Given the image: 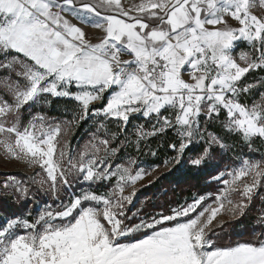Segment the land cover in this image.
<instances>
[{"label": "snow or ice", "instance_id": "6c2138e0", "mask_svg": "<svg viewBox=\"0 0 264 264\" xmlns=\"http://www.w3.org/2000/svg\"><path fill=\"white\" fill-rule=\"evenodd\" d=\"M255 9L264 0H0V155L32 169L4 174L0 199L33 204L0 222V264H264V204L249 238L218 243L220 217L247 215L264 190V151L235 153L211 203L169 207L147 191L161 168L199 169L229 139L230 150L264 146V76L248 82L264 73ZM238 41L249 50L237 58ZM54 100L73 102L63 119L44 111ZM135 117L144 123L130 132ZM88 121L73 148L64 138ZM168 130L175 155L144 166ZM194 143L201 152L186 158Z\"/></svg>", "mask_w": 264, "mask_h": 264}, {"label": "trees", "instance_id": "16d2710c", "mask_svg": "<svg viewBox=\"0 0 264 264\" xmlns=\"http://www.w3.org/2000/svg\"><path fill=\"white\" fill-rule=\"evenodd\" d=\"M264 74V73H262ZM65 106L69 109L73 107V102L71 100H54L51 107L45 108V113L50 117H55L59 119L64 118ZM144 123L143 118L135 117L132 119L129 125V131H131L136 125ZM92 128L91 121L84 122L78 128L74 130L75 135H71L70 142L74 145L83 146V144L89 139V131ZM115 129V128H113ZM217 131L219 129H216ZM175 138V133L168 130L166 135H157L151 138V148L153 150H158V156L154 157L151 154L145 152L140 158L143 159L144 166H149L153 163H163V160L168 156H174L175 152L167 147L169 143ZM229 148H226L223 152L217 148L215 153V159L207 162L205 165L201 166L199 169L191 167L187 164L182 166H169L168 169L161 168L160 174L161 179L152 187L148 188L149 192H163L166 193L160 202L170 201L169 207H175L177 202L183 204L186 200H190L193 197L206 196L212 192L213 178L219 173L223 161L229 159H236L235 153L244 152V147H236L230 150L233 141L229 139L227 141ZM202 146L199 143H194L190 145L189 149L186 151L187 156H194L200 153ZM135 155L134 150L129 149ZM80 187H77L76 191ZM142 195V193H141ZM260 197H264L262 193L256 197L252 210L248 212L247 215L239 218H234L228 221V226L225 230L220 233V239L218 243L227 244L229 242L243 241L252 235L254 230V223L259 215V208L264 204V200ZM46 197L40 195L37 196V200L40 202L46 200ZM33 207L32 202L26 205H16L11 202V200L0 199V222H3L7 216L12 214H21L26 209H31ZM35 213V211H34ZM259 231V229H256Z\"/></svg>", "mask_w": 264, "mask_h": 264}, {"label": "rangeland", "instance_id": "374dc122", "mask_svg": "<svg viewBox=\"0 0 264 264\" xmlns=\"http://www.w3.org/2000/svg\"><path fill=\"white\" fill-rule=\"evenodd\" d=\"M140 2H141V0H122V3L127 8H132L134 5L139 4ZM254 11L258 14H264V10L255 9ZM241 50H243V51L249 50L248 45L244 41L236 42V46L233 50L234 56H236L238 58ZM124 58H127V57H124ZM260 76H264V74H262L261 72L252 73L248 76V82H254L255 79L259 78ZM104 103H106V101ZM97 106H101V105H97ZM112 127L115 128V122H113ZM132 131H133V129L130 132H132ZM71 135H72V132H70L69 135L67 137H65L64 139H69L71 137ZM72 147L74 148V145H72ZM255 147L260 149V150L250 152L247 147H244V152H243V155L241 156V159L244 156H247V157H250L252 159L259 160L260 156H261V152L264 151V146H261L259 144V141H257ZM140 159L143 162V159L142 158H140ZM235 161H236V159H233V158L229 159L227 161H223V164L221 166V169L219 170V173L222 171H225L226 165L231 167L235 163ZM31 171H32V169L28 168L25 163H23L21 161H10V162H8V161H5V159L2 155H0V178H3L4 174H14L18 178H23L26 176V174L31 173ZM219 173L215 177H217L219 175ZM243 179L249 183L251 182V177H245ZM222 187H223V185L219 180L213 179L212 192H210L208 195L204 196L206 199V202L211 203L215 199V195L218 192V190L221 189ZM80 190H81V188H79L77 190V193H79ZM102 190L103 189H101V191ZM239 191H242V189H238V191L236 193L232 194V199L234 202H238L240 199V196L238 195ZM260 193H262L264 195V190H262ZM191 201H192V199L188 200V202H191ZM39 202L40 201L37 200V209L36 210H38V208L41 206V204ZM220 218L224 219L225 221L234 219V218H231L227 214L222 215Z\"/></svg>", "mask_w": 264, "mask_h": 264}]
</instances>
